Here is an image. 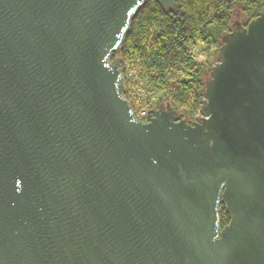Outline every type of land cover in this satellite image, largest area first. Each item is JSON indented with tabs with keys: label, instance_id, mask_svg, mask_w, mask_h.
<instances>
[{
	"label": "water",
	"instance_id": "95a60500",
	"mask_svg": "<svg viewBox=\"0 0 264 264\" xmlns=\"http://www.w3.org/2000/svg\"><path fill=\"white\" fill-rule=\"evenodd\" d=\"M147 1L0 0V264H264V11L197 120H140L111 56Z\"/></svg>",
	"mask_w": 264,
	"mask_h": 264
},
{
	"label": "trees",
	"instance_id": "16d2710c",
	"mask_svg": "<svg viewBox=\"0 0 264 264\" xmlns=\"http://www.w3.org/2000/svg\"><path fill=\"white\" fill-rule=\"evenodd\" d=\"M177 5L176 10L168 11L158 0H148L111 60L123 67L125 95L132 105L129 81L134 89L151 95L165 92L166 100L161 102L169 101L182 117L197 120L203 99L200 91L208 72L195 62L192 49L202 44L207 51H216V60L222 36L230 31L235 17L244 23L251 21L264 11V0H177ZM136 74L140 78L134 83L130 75ZM161 102L156 103L152 116ZM221 207L224 226L230 218Z\"/></svg>",
	"mask_w": 264,
	"mask_h": 264
},
{
	"label": "rangeland",
	"instance_id": "374dc122",
	"mask_svg": "<svg viewBox=\"0 0 264 264\" xmlns=\"http://www.w3.org/2000/svg\"><path fill=\"white\" fill-rule=\"evenodd\" d=\"M237 13L238 14L241 13V10L238 9ZM235 18H236V20H240L238 15ZM192 53H193V57H194L195 62L201 66L206 67L207 72L209 73V68L216 62V60H215L216 51L215 50L214 51H207L202 44H198L197 46H195L192 49ZM208 73H206L205 78L208 76ZM136 76H137V78H140L138 74H136ZM137 78H135V80H137ZM134 83H136V82L134 81ZM130 87H132V88H131V91L128 95L133 99L135 105H139V103H140V100L138 99L139 97L136 98L134 95L135 94L138 95V92H140V91H138V92L135 91L132 81H129V88ZM153 96L155 98L153 99V97H152L150 104H153V103L156 104L158 101L161 102L163 100H166V98H165L166 93L165 92H161V93H158V95H153ZM143 103H144L143 106H145V102H143ZM199 115L200 114L198 113V116Z\"/></svg>",
	"mask_w": 264,
	"mask_h": 264
},
{
	"label": "built area",
	"instance_id": "2783aa9c",
	"mask_svg": "<svg viewBox=\"0 0 264 264\" xmlns=\"http://www.w3.org/2000/svg\"><path fill=\"white\" fill-rule=\"evenodd\" d=\"M130 76L132 79H134V81H136L135 80V78H137L136 75H130ZM136 87H138V86H136ZM135 91H137V92L140 91V92H138V95L137 94L134 95L136 98L139 97L138 99L140 100L139 105L133 104L135 114H136L137 118H139L140 120H149L152 116V110L154 109V107L156 105L154 103L153 104H150V103H151L152 97H153V99L155 97L149 93H146L141 88L135 89ZM130 102H131V100H130ZM143 102H145V106H143V104H144Z\"/></svg>",
	"mask_w": 264,
	"mask_h": 264
}]
</instances>
